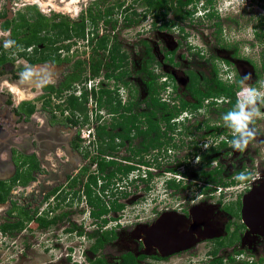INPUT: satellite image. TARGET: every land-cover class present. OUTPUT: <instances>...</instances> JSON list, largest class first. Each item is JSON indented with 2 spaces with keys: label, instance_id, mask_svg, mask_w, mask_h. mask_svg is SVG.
<instances>
[{
  "label": "flooded vegetation",
  "instance_id": "1",
  "mask_svg": "<svg viewBox=\"0 0 264 264\" xmlns=\"http://www.w3.org/2000/svg\"><path fill=\"white\" fill-rule=\"evenodd\" d=\"M72 1L61 3L67 8V2L70 4ZM108 1L109 4H107ZM217 1L83 0L82 4L85 7L75 14L76 18L70 15L68 18L65 16L66 13L61 12L60 14L54 6H51L49 10L52 14L47 15L42 9L43 4H38L37 1L34 2L35 4H29L25 6L26 8L20 9L15 8L19 6L16 0H0V32L4 34L0 36V58L3 60V62L0 60V78L7 74L14 77L13 81L15 79L21 81L27 71L41 67L40 69L44 72L35 81L43 83V78H46L48 74L45 70L49 68L53 78L44 83V90L48 93V101L50 99L56 101V106L60 108L59 110L55 107L52 110L46 109L47 102L44 107L42 106L49 113L51 127L42 125L43 127L40 126V130H37L36 124H30L21 129L26 136L38 137L39 142H36L40 144V156L31 154L30 157L33 158L30 161L34 165L32 167L27 163V166H31L29 174L23 177L21 173H18L14 179L10 180L8 182L10 192L6 201L0 203V234L2 249L7 259L5 264H55L52 251L62 246L64 248V245L69 244L66 242H69L76 234L81 242L79 249L85 256L84 263L76 262L80 264H110L111 261L113 264H142L145 260L150 261L148 264H153L157 261H167L182 250L188 251L192 240H201L202 237L213 243V249L197 264H264V256H259L258 259L251 257L253 260L237 261L239 255L245 254L243 250H237L243 239L257 235L264 227V173L254 176L248 170L246 172L245 169H241L234 171L226 179L224 177L225 167L218 163L217 157L212 156L220 150L230 149V141L236 140L233 132L236 130L237 121L232 123V119L228 118L230 113L234 111L238 113L250 108L248 104L239 106L238 98L237 104H233L232 97L223 91V88L235 87L236 97L240 96L243 76L236 72L233 80L224 81L219 76V65L215 62L217 59L221 60L219 53L213 58L215 64H212L211 78L190 68L180 75L174 70L182 65L177 59L180 49L179 42L175 49H165L163 61H159L154 46L150 40L144 38L143 32L139 30L141 27L146 29V23H149V28L144 32L155 30L164 32L165 29L176 28L178 32H182L183 38H180V41H186L184 47L190 53L193 50L196 51L200 56L204 46L190 44L189 37L184 34L187 27L180 25L179 20L166 21V17L175 7L177 12L183 14V19L190 20L189 24H197L203 30L213 27L214 42L219 45L221 51L226 52L228 46H225L222 38L225 37L224 34L227 35V30L221 18L222 14L217 8ZM249 2L251 7L245 2L247 8L255 12L254 6L264 10V0H249ZM259 14L261 15L260 25L264 26V13ZM26 20L28 24L34 25V28L38 27V30L43 24L44 27L35 34L27 30L18 35L21 30H24L25 27H21L26 24ZM232 22L235 23L230 18L229 25ZM66 24H69V28L63 27ZM107 27L109 29L105 30ZM135 29L136 42L129 48V45L126 46L122 41L121 34ZM197 31L201 42L207 43L206 37L203 34L199 35L200 29ZM259 33V31L255 32V39L259 42H255L256 46L253 42L252 47H262L259 52L262 55L261 63H255L248 57L245 58V61L252 65V73L256 74L258 79L257 84L264 78V33L262 35ZM26 39H33L29 47H25L23 42ZM16 40L20 41L18 46L15 45ZM82 46L86 49L85 52L81 51ZM134 47L143 49L136 59L132 54ZM220 49L219 52H221ZM88 50L91 51V55L83 57L82 54L88 53ZM23 54L26 57L20 56ZM47 55L51 56L47 61L35 64L29 61V57L40 58ZM231 55L241 59L237 45H233ZM112 56L118 58L114 63ZM119 58H123V61ZM20 60L26 61L28 66L23 70L19 68L15 71L14 69L18 67L16 64L20 63ZM221 62L224 65H231V60H221ZM165 63L173 68L165 70L164 73V70L159 69L160 67L164 69ZM96 64L100 65L99 74L95 76L93 67ZM65 65L68 66V71ZM151 73L157 76L155 83L159 88L161 102L171 108L179 109V114L169 122H160L162 145L156 148L152 147L155 133L151 132L148 116L140 115L142 113L151 114L153 110L150 105L148 86L152 81ZM135 75L143 76L140 80L144 86L143 97L139 96L138 85H133L131 82L135 79ZM193 76L199 78L196 88L193 87ZM238 84L240 89H236ZM209 88H212L214 93L209 97H203L202 101L194 96V90L198 89L203 94H207ZM261 88L263 92L257 107L259 106L260 113L264 114V87L261 86ZM218 91L221 92L218 93ZM72 96L78 97L84 111L72 109L70 104ZM182 101L200 106L183 108ZM27 103L22 100L17 112L19 122L22 120L20 122L22 124L32 122V115L38 111L36 104H33L36 109L33 114L28 115ZM236 113L232 116L235 117ZM136 115H139L141 121L138 123L139 130L133 127L129 133H126L122 126H117L119 123L128 124ZM160 117L161 114H157L154 120ZM200 117L203 120H200ZM192 122L197 124V130L194 131L196 134L201 133L198 137L203 143L208 137H214V141L202 153H200L201 146L197 152L200 153L197 185L200 186L203 194L211 191L210 193H219L222 198H225L223 195L225 190L236 188L238 191L242 187L241 193L235 196V200L223 207L225 216L229 218L225 227L226 234L222 237H215L217 224L214 222L216 216L212 215L213 211L206 209L205 215L199 216L200 210L205 209L194 208L195 206H189L190 204L188 208L178 205L181 209L180 215H169L171 208H167L168 211H162L157 217L159 210L158 208L153 209L148 218L154 217V223L147 220L145 223L137 224L135 221L128 223V227L125 228L122 224L125 215L122 212L126 206L121 202V198H117L110 200V204L113 203L112 207L105 198L107 192L126 189L130 197V193L135 194L136 190L140 189L146 198L153 194V187L158 185L159 181L164 183L165 191L187 189L191 185L190 172L196 168L191 166V163L196 159L186 160L183 164L176 163L173 168L169 169L162 167L161 161L162 158L165 160L168 158L169 151L164 149L180 148L174 142V136H177L176 133L180 127L185 136L192 135L193 132L190 131ZM238 126L244 129L245 123H240ZM86 127L91 128L89 134L92 140L87 143L83 142L86 144L80 146L75 139L80 137V131L82 132L81 137L85 138L83 132L87 131ZM101 128H105V131L111 135L106 136L105 141L98 133ZM123 134L128 138L122 137ZM110 142L115 149L109 150L108 153L102 152ZM182 144H184L183 147L190 146L189 140ZM92 147L94 149L91 151ZM196 147L198 146H194ZM123 148L127 149L128 153L122 156ZM60 149L69 161L76 157L86 163L80 168L76 163L73 165L74 162L65 164L66 162L60 160L58 156ZM92 152L94 154L90 158ZM51 161L56 164H50ZM101 161L113 164L102 170L99 165ZM90 162L94 164L93 171L89 170ZM56 165L61 169L55 168ZM44 170L48 173H44ZM215 170L220 171L218 178L227 185L214 186L207 182L203 172ZM75 171H79L80 175L74 174ZM81 177L83 181L80 182ZM77 182L81 183V189L74 191ZM172 193L167 195L170 200L178 197V194ZM169 199L165 203L171 204L172 201ZM60 205L71 210L58 213ZM103 207H106L108 211L99 215ZM194 209L197 210L195 213ZM113 210L116 216L111 215ZM74 214L80 215L83 222H75ZM29 217L32 219L29 220ZM39 219L49 224L43 226ZM220 219L217 217L218 221ZM239 220L241 224L238 223ZM164 223H169L172 228L164 227ZM4 228L6 230H3ZM106 234L112 239L102 243L101 248L95 249L100 240H106ZM206 235L214 236L209 238L205 237ZM126 237L131 238V241L129 242ZM122 243H126L125 246L122 245V249H126L127 246L130 248L126 250L127 252L118 253L119 256L111 260L106 257L105 250L111 248L110 245L117 246ZM221 249L233 250V252L224 259L218 257ZM75 250L74 246L65 248L62 256L67 254L63 256L64 260L59 264L75 263L76 260L72 261V252ZM251 251L250 249L249 253ZM250 255L254 256L253 253ZM41 256L44 258L47 256L45 261L41 262Z\"/></svg>",
  "mask_w": 264,
  "mask_h": 264
},
{
  "label": "rangeland",
  "instance_id": "2",
  "mask_svg": "<svg viewBox=\"0 0 264 264\" xmlns=\"http://www.w3.org/2000/svg\"><path fill=\"white\" fill-rule=\"evenodd\" d=\"M35 1H37L38 4L39 3L43 4L42 9L45 10V13L47 15L52 14L50 13L49 10L51 6H54L60 14L61 12L66 13L65 16L66 17L68 16V18H69V15L72 16L73 18H76L75 14L78 11L80 12L82 7H85V5L82 4L83 0H73L70 4L67 2L68 9L65 8V4L61 3V2L65 3L68 0H62L61 2L60 0H16V4L17 6L18 5L19 6L15 8L24 9L26 8L25 6H29V4H35L34 3ZM171 1H175V0H171ZM245 2L246 0H218L217 1V8L220 10V14H222L221 18L223 20V23L226 25L225 28L227 30L226 32L227 35L224 34L225 37L222 38L225 46H228L226 52L224 50L221 51L220 47H218L219 45H217L214 42L212 38L214 36L213 27L205 28L203 30L197 24H194V25L189 24L190 20L187 18L186 20L183 19L182 18L183 14H181L180 12H177L175 10V7H174V10L171 11L169 15L166 17V21L179 20L178 23L180 25L183 24L184 26H186L187 28H185L184 34L185 36L189 37L188 40H190L191 42L190 44L194 46L195 45L204 46L203 51L201 52L202 54H204L203 56L202 54L199 56L197 52L194 50H193L194 52L192 51V53H190L189 50L184 47V45H186V41L185 40L183 42L180 41V38H183L182 32H178V29L176 28H169L168 30L165 29L164 32H158L156 30L154 32H146V31L144 32V30L149 28V25H148L149 23H146V29H144L143 27H141V29L139 28V30L143 32L142 35L144 36V38L150 40L151 44L154 46L157 57L160 59L159 61H163V58H164L163 53L165 49L173 50L177 47V42H179L180 49L178 50L177 59L181 62L182 65L179 68L177 67V69H174V70L177 71L178 74L180 75L184 74V72L186 73L190 68V69H194L198 73L204 74L208 78H211L212 76L211 68H212V64L214 63L213 58L216 57L217 53H219L221 54V57H220L221 60H231V65L230 64L224 65L220 59H217L215 61L217 62L216 64L219 65V74H220L219 76L224 81L229 80V79L233 80L236 72H238L240 76H243L244 81L242 82V92L240 93V96L238 95L237 98L239 100V106H242V105L245 106L246 104H248L250 108L248 110H243V113L246 115V121H247L244 126L243 133H237L236 130L233 132V135L236 137V140H239V146H234L233 142L230 141L229 143L231 146L230 149L220 150L217 152V154L212 155L213 157H217L218 163L222 164L225 167L224 177L226 179H228V177L232 175L234 171L241 170V169H245L246 172L248 170L249 172H251V174H254V176L264 173V114L260 113L259 106L257 107L260 96H262L261 94L263 92L261 91L263 90L261 86L264 87V78L261 81H258V84H257L258 79L256 78V74L252 73L253 72L252 65L249 64L247 61H245L246 57L250 58L255 63H261L262 61L261 60L262 55L259 53L262 50V47L254 48V46H256L255 42L256 43L259 42V40L255 39V32L259 31L260 32L259 34L261 35L264 33V26H261L259 22V17L261 16L259 13L263 14L264 10H260L259 8L254 6L253 8L256 10L255 12L252 9L247 8ZM24 4H28V5H24ZM107 4H109V1L107 2ZM247 4L251 7L250 2L249 3L247 2ZM199 6L201 7V4H199ZM138 9L142 10L141 7H138ZM230 18L231 20H234V22L237 24L232 22V24L229 25ZM228 25L230 27L229 30H228ZM108 29H109L108 27L105 28V30H108ZM197 29H200L201 31L199 35L203 34V36L206 37L207 43L201 42V40L198 38L197 33L199 32L197 31ZM160 33H164L165 35H162ZM3 35L4 34L0 32V36H3ZM121 35H122L121 37L122 41L126 44V46L129 45L128 46L129 48L132 46L133 43L136 42V36H135L136 29L128 33L123 32ZM250 40H253V41H250ZM253 42H254V46L252 47ZM6 44L9 45V43H6ZM233 45H237L239 47L241 59L232 57L231 53H232ZM219 49L222 53L219 52ZM85 50L86 49L82 46L81 51L85 52ZM142 50H143L142 47L132 48V54L135 56L133 58L135 59L138 58ZM90 52L91 51L88 50V53H83L82 56L83 57L88 56ZM195 54H197V56ZM16 66L18 67H16L17 69H14V70L18 71L19 68L23 70L27 68L28 65L26 61L20 60V63L16 64ZM64 67L68 71V66L65 65ZM40 68L41 67H39L38 70L42 71V69ZM172 68H173L172 66H169L165 63L164 69H161L160 67L159 70H164L163 72L165 73V70L166 71L171 70ZM27 72L31 73V71H27ZM5 77L8 78V80L10 79L11 81H13L12 78L14 79L12 75L5 74ZM142 77L143 76L135 75V79L131 81L133 85L134 84L136 86L138 85V88H139L138 93H139V96L141 97L144 96V86L143 84L140 83V80ZM24 78H27V77H24ZM14 81L20 82V80L18 79H15ZM254 83L256 84V86H252ZM56 105H57L56 101H53L52 99H50L48 104H46V109L52 110V108L55 107V109L59 110L60 108H58V106ZM59 106H62V105H59ZM200 120H203L202 117H200ZM190 125L192 126L190 127V131L193 132L192 135L185 136L183 129L180 127L176 133L177 136H174V139H175L174 142L176 146H179L180 148L177 149V147L176 148L171 147L169 149H164L165 151L167 150L169 151V154L167 155L168 158L167 160H165V158L161 157L163 159L161 161L162 167L164 166L165 168H168V169L173 168L176 163L183 164L186 160L196 159V161L193 160V162L191 163V166H195L196 168L190 172V178H191L190 184L191 185H189L187 189L186 188L185 189L180 188L178 190L168 189L167 191H165L166 187L164 183L159 181V184L153 187V194H151L150 197L146 196V198H144V192L140 191V189L136 190L135 194L130 193V197L127 195L128 191L126 189H122L116 192H112V191L107 192V195L105 198L106 200L109 201V204L111 202L110 200L121 198L122 199L121 202L124 203V205L126 206L124 212H122V214L125 215V217L122 220V224L123 226H125V228L128 227V223L135 222V221L137 224H141L142 222L145 223L147 222V220L149 221L151 220L154 223L155 221L154 217L148 218L150 215V212L153 209L158 208L157 210H159V215L157 217L160 216L162 211L163 212L168 211L167 208H171L169 209V212H170L169 215L171 214L180 215L181 209L178 208V205H180V207L188 208V205L190 204L189 206H193V207L195 206L194 208L200 207L202 209H205V210H200L199 216H204L206 209H208L209 211L210 210L213 211L212 215L214 217L216 216L214 222H216L215 224H217L216 225L217 230H216V233L214 234L215 237H222L226 234L225 227L227 223L229 222V218L225 216L223 212V207H225V204L231 203L235 200L236 198L235 196L241 193L242 187H240L238 191H236V188L231 189V190L229 189L225 190L223 192V195L225 196V198H222L219 193H210L211 191L207 194H203L202 189H200V186L197 185V179L199 175L197 170L200 169V165L198 164L199 163L198 157L200 153H202L207 148V146L214 141L213 140L214 137H208L206 140L204 139L205 142L203 143L202 140L198 137V134H201V133L196 134L194 131V130H197L196 128L197 124H194V122H192ZM85 129H87V131L84 134V135H87L85 138L81 137L82 135L81 131H80V137H77V138L75 137L76 138L75 141L80 146H82L83 144H86L89 140H92V136H90L89 134V131L91 130V128L86 127ZM208 132L210 134V131ZM188 140H189L190 146L183 147L184 144L182 143ZM191 140H195V141L192 142ZM83 142H86V143H83ZM194 146H198V147L194 148ZM200 146H201V151L200 153H197L199 151L198 149L200 148ZM93 149L94 147L91 148V151ZM121 152L123 153L122 156L128 153L127 149L125 150L124 148L121 150ZM93 154L94 152L90 154V158H92ZM58 156L60 157V160H62L63 162H66L65 164H68L67 162H74L72 164L75 165L76 163L78 165L77 167L79 168L80 166H83L86 163V162L85 163L81 162V160H78L76 157H73L71 161H69L62 149L59 150ZM48 157L51 158V156H48ZM50 164L55 165L56 162L54 163L53 161H51ZM89 164H91V166H89V170L93 171L92 166L94 164L92 162H90ZM55 168L61 169L57 165L55 166ZM77 172L79 171H75L74 174H78L79 176L80 172L79 173ZM44 173H48V171L44 170ZM81 181H83L82 177L80 179V182ZM80 182L79 184L77 182V184L75 185V189H73L74 191H78L81 189ZM171 192H173L172 194L174 195L178 194V197L173 198L174 200H170L167 195L171 194ZM156 195H158V197H156ZM168 199L172 201L171 204L165 203V201L168 202ZM128 200L130 201L134 200V201L131 203ZM110 205L113 207V203H111ZM174 208H176V210H174ZM67 210H71V209L67 207H62L60 205V209L58 210V213L67 212ZM74 211L77 212L78 214L80 213L77 210H74ZM196 211L197 210L194 209V213ZM111 215L113 216L117 215L115 210L112 211ZM73 217H74L73 220H75V222H78V223L83 222L82 217L80 215L74 214ZM146 217L148 219H146ZM217 217L221 219L218 221ZM170 219H173V218H170ZM88 221L90 222L91 220H88ZM187 221H189V219ZM238 223L241 224L240 220L238 221ZM163 226L164 227L166 226L167 228H172L169 223H164ZM76 236L78 235L76 234L72 236L71 237L72 239L69 242H66L69 244L64 245V248L63 246L60 248L62 250L56 249L52 251V254H54L53 258H54L55 264H59L60 262H62V260H64L63 256H65V254L67 253H65L62 256L63 254L62 251L65 248L70 247V246L76 247V250L72 252L73 253L72 261L73 262L75 260L76 261L75 263H72V264H80V263H76L78 261L84 263L85 256L84 254H82V250L79 249L80 248L79 245L81 244V242L79 238ZM213 236L206 235L205 237L213 238ZM205 239L204 237H202L201 240H192V242L190 243L191 247L188 251L182 250V252L181 251L178 252L177 255L171 257L167 261H160V262L157 261V262H154L153 264H191V263L197 264L198 262L201 261V259L204 258V255L210 254L211 250L213 249V243ZM127 240L130 242L131 238L128 237ZM122 242H124V240ZM122 245L125 246L126 243L125 244L122 243L121 245L119 244L117 246L110 245L111 248L105 250L107 252L106 257H108L111 260L119 256V254L123 252H127L126 250L130 249L128 246L126 249L125 248L122 249L121 248ZM183 247L184 246H182V248ZM185 247H187V245H185ZM249 248L252 250L250 253H249V250H250ZM237 250H243V252L245 253L243 256L239 255V257L237 258V261L253 260V258L258 259L259 256H264V227L261 229V231L257 235L245 237L242 241L241 246L238 247ZM232 252L233 250L221 249L218 257L226 259L228 255L232 254ZM251 253H253L254 256H251L250 255ZM42 256L40 258L41 262L45 261V258L47 257L46 256L44 258ZM6 262H7V259L5 256V252L2 249L1 234H0V264H5ZM148 263H150V261L145 260L142 264H148ZM110 264H113V262L111 261Z\"/></svg>",
  "mask_w": 264,
  "mask_h": 264
},
{
  "label": "crops",
  "instance_id": "3",
  "mask_svg": "<svg viewBox=\"0 0 264 264\" xmlns=\"http://www.w3.org/2000/svg\"><path fill=\"white\" fill-rule=\"evenodd\" d=\"M38 69L30 70L31 73H25L26 76L24 77L27 78H23L20 82H12L6 77L0 78V183L6 186H9L8 182L14 179L18 173H21L23 177L29 174L31 166L33 167L34 165L30 161L33 157L30 156H40L38 137L26 136L21 129L30 126V124H36L37 130H40L39 127L42 125L51 127L49 125V113L43 107L46 102H49V98L47 99L48 93L44 90V83L50 81L53 76L50 73V69L47 68L45 71L48 74L46 78H43V83L35 81L44 72V70ZM22 100L28 102L26 105L27 111L30 102H32L31 104H36L38 110L32 115V122L26 124L20 123L22 120L20 119L21 121L19 122L17 116L19 104ZM11 112L13 113L11 114ZM5 128L6 130H4ZM27 163L31 164V166H27Z\"/></svg>",
  "mask_w": 264,
  "mask_h": 264
},
{
  "label": "trees",
  "instance_id": "4",
  "mask_svg": "<svg viewBox=\"0 0 264 264\" xmlns=\"http://www.w3.org/2000/svg\"><path fill=\"white\" fill-rule=\"evenodd\" d=\"M158 8H160V6H158ZM44 25V24H43ZM41 27V29L39 28V30H42L43 29V26ZM47 25V24H45ZM25 27V28H24ZM64 28H69V24H66V25H63ZM21 28H24V30H21L19 32L18 35L22 34L21 32L23 31L24 33L28 30H30L32 32V34H35L37 32H39L38 30V27H35L34 28V25H31V24H28L27 23V20H26V24L23 25ZM35 29V30H34ZM17 36V35H16ZM32 40H29V39H26L25 41L23 40V42L25 43V47H29L30 45H32ZM20 43L19 40H16V44L18 46V44ZM21 57H26L24 54L23 55H20ZM51 58V56L47 55V56H41L40 58H31L29 57V61L32 63V64H35L37 62H44V61H47ZM117 56H112V61L113 63L117 61ZM120 59V58H119ZM1 62H3L2 58H0ZM120 60L123 61V58H121ZM99 65L100 64H96L94 67H93V73L94 75H98L99 74ZM112 65V64H111ZM111 65H108V67H111ZM152 74V81L148 84L149 86V91H150V100H151V107H153V110L151 112V114H147L146 113H142L140 115L142 116H148L147 120L149 122V124H151V132L155 133V136L153 137L152 139V147L153 148H156V147H160L162 145L161 143V127H160V122L161 121H167L169 122L172 118L176 117L178 114H179V109H177V107H169V105H167L166 103H162L161 102V99L159 98V88H157L156 86V75L151 73ZM192 83H193V87L196 88L195 86L199 83V78L198 76H193L192 77ZM221 86V85H220ZM222 87V86H221ZM240 85L238 84L236 89H240ZM223 91L224 92H227V95L228 96H231L232 99H233V104H237V97H236V91H235V87H231L230 89H227V88H223ZM221 91H218V93H220ZM194 96H197V98H199V100H203V97H209L212 95L213 90L212 88H209L208 89V92L207 94H203L202 92H200L198 89L197 90H194ZM111 102V100H109V103ZM70 104H71V107L73 110H78V111H84V108H83V105L82 103L79 101L78 97H75V96H72L70 98ZM112 104V102L110 103ZM182 104H183V108H187V107H192V108H198L199 106L198 105H191L187 102H183L182 101ZM28 111H27V114L28 115H31L34 113L35 111V106L33 104H29L28 105ZM234 106V105H233ZM236 112H232L230 113L231 115H234ZM157 114H161V117L158 118L157 120H154V118H156ZM167 115V116H166ZM140 119H139V115H136L133 117V119H131V121L127 124H122V123H119L117 124V126H122L124 128V130H126L125 132L126 133H129L132 128H136L137 130H139V126H138V123H140ZM232 123L234 124L235 123V119H232ZM98 133H99V136L100 137H103V141H105V137L107 136H111L110 133L106 132L105 131V128H101L98 130ZM122 137H125V135L123 134ZM125 138H128L127 136ZM107 139V138H106ZM111 139H113L111 137ZM102 148V147H101ZM115 149V146H113L112 142H110L108 144V146H106L104 148V150L102 152L104 153H108L109 150H113ZM111 164H113L112 162L111 163H105L103 161L99 162V165H100V168L102 170L106 169L108 166H110ZM220 171H212V172H203V176L207 178V182L209 183H212L214 184V186H218V185H227L226 183H224L223 180H220L218 177L220 176ZM218 179L220 181H218ZM242 179V178H241ZM240 179V181H241ZM10 192V187L9 186H6L5 184H2L0 183V203L1 202H4L6 201V198L8 196ZM121 205H119L120 207ZM108 210L106 207H103V209L101 210V213L100 214H103V213H106ZM98 215V216H99ZM94 216H96L94 214ZM29 220L32 219L31 217L28 218ZM41 221V224L43 226H46L48 225L49 223H47L45 220L43 219H39ZM15 227H17V225H15ZM13 228V227H12ZM3 230H6L5 228ZM105 238L106 240H100L98 245L95 246V249H99L102 247V243H105V242H108L109 240H111L112 238L107 236V234L105 235ZM103 241V242H102Z\"/></svg>",
  "mask_w": 264,
  "mask_h": 264
},
{
  "label": "clouds",
  "instance_id": "5",
  "mask_svg": "<svg viewBox=\"0 0 264 264\" xmlns=\"http://www.w3.org/2000/svg\"><path fill=\"white\" fill-rule=\"evenodd\" d=\"M229 119H235L237 121V127H236V131L237 133H243L244 129H241L238 125L240 123H245L246 124V115L243 113V111L241 110L240 112L236 113L235 117H233L232 115H229L228 117ZM234 146H239V140H234L233 141Z\"/></svg>",
  "mask_w": 264,
  "mask_h": 264
},
{
  "label": "built area",
  "instance_id": "6",
  "mask_svg": "<svg viewBox=\"0 0 264 264\" xmlns=\"http://www.w3.org/2000/svg\"><path fill=\"white\" fill-rule=\"evenodd\" d=\"M84 134H85V131L83 132V136L86 137V135H84Z\"/></svg>",
  "mask_w": 264,
  "mask_h": 264
},
{
  "label": "bare ground",
  "instance_id": "7",
  "mask_svg": "<svg viewBox=\"0 0 264 264\" xmlns=\"http://www.w3.org/2000/svg\"><path fill=\"white\" fill-rule=\"evenodd\" d=\"M246 2H248V3H249V0H246Z\"/></svg>",
  "mask_w": 264,
  "mask_h": 264
}]
</instances>
